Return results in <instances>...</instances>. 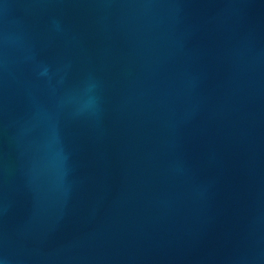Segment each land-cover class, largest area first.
Returning <instances> with one entry per match:
<instances>
[{"label":"water","instance_id":"1","mask_svg":"<svg viewBox=\"0 0 264 264\" xmlns=\"http://www.w3.org/2000/svg\"><path fill=\"white\" fill-rule=\"evenodd\" d=\"M0 264H264V0H0Z\"/></svg>","mask_w":264,"mask_h":264}]
</instances>
